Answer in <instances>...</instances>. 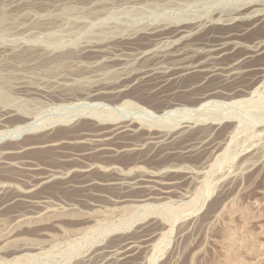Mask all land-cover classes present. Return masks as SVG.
Segmentation results:
<instances>
[{
  "label": "rangeland",
  "instance_id": "rangeland-1",
  "mask_svg": "<svg viewBox=\"0 0 264 264\" xmlns=\"http://www.w3.org/2000/svg\"><path fill=\"white\" fill-rule=\"evenodd\" d=\"M136 1L141 3L110 6L103 15L82 17L79 14L69 17L62 26L53 29L32 30L26 25L16 32L0 33V47L40 45L54 50V55L69 53V50H77L84 43L94 41L91 38L93 33L104 27L111 37L119 31L127 32L135 27L156 24H166L171 29L209 17L213 12L239 6L256 5L264 13V0H173L171 3L158 0V8L144 7V2ZM263 24L264 22L242 40L250 41L254 36H264ZM208 29L194 34L191 42L201 43L207 37V32L224 31ZM120 45L129 47L126 43ZM161 46H165V43L159 45ZM244 53L245 50L236 49L227 60ZM93 56L86 55L84 62L80 64L72 56L69 62L51 69L46 68L42 59L33 66H22L21 71L34 73L32 77L22 76L21 83L32 86L42 81L56 91L41 98L42 101L37 105L27 99L30 97L24 91L13 88L18 75L11 77L8 82V87L12 86L8 89L15 100L6 105L0 103V114L8 111L0 116V131H8L20 119H26L35 128L16 136L0 138V152L3 151L0 160V185H7L0 191V219L8 220L14 213L25 210L33 218L14 224L8 236L0 237V264H97L101 257L84 256L116 238L148 234L152 229L158 228L159 224L149 226L141 232L139 226L154 215L161 219L166 229L150 242L148 255L145 253L148 249L143 245L136 257H123L115 264H264V70L258 74L257 70H253L248 76H242L238 81L231 80L223 86L222 90L225 89L223 91L226 93L239 95L252 81V77L262 76L244 99L240 96L232 99L233 101L215 98V103L211 105L214 111L201 109L183 114L184 110L178 109L175 112H182L180 116L196 115L200 118L199 121L212 120L216 117L215 114L231 112L237 115L238 123L209 166L204 169L199 165L195 166L199 157L194 158L192 166L186 164L189 169L192 167L191 171L194 169V178L182 180L168 197L144 202L142 196L152 193L144 188L122 189L97 184L88 190L81 186L88 176L78 169L85 162L98 159L92 156L81 161L71 160L72 154L82 152L85 148L81 143H70L71 139L68 138L101 128L103 125L96 123L109 118H132L154 128L166 125L176 128L181 124L176 122L180 116H167L164 119L166 116H161L163 111L156 104L164 96L178 98L180 92L183 93L181 86L198 81L200 76L194 74L185 77L179 83L181 89L178 85H172L171 90L163 89L164 87L153 88L154 83L148 81L117 95L111 93L110 89L91 94L94 89L118 85L121 76V69L116 63L94 62L90 65ZM197 57L198 54H193L191 58ZM260 57L250 61V67H255V63L260 62ZM215 80L212 77L197 87L194 96L207 92L216 83ZM234 101L242 102L232 104ZM20 102L27 103V107L20 108ZM214 125L218 126V136H222L226 128L221 124ZM57 139L65 142L54 145V140ZM125 157H120L118 161L124 164L133 158ZM104 158L99 160L100 163L103 162V166L107 157ZM157 160L159 159L154 160L155 164ZM141 166L151 167L147 163ZM126 170L127 168L124 170L127 174L137 173L136 169ZM53 171L57 172L53 177L44 178ZM167 172L163 170L162 173L166 179L172 176ZM95 175L101 179L107 177L101 171ZM111 182L108 181L107 184ZM29 183L33 184L30 191L23 192ZM86 191L89 194L103 193L109 196L127 193L132 199H141L127 202L118 209H99L93 214H102L106 218L101 222H94L88 217L89 208L84 203L73 202ZM155 191H159L153 190L157 197ZM26 198H48L51 204L45 211L29 207ZM99 200L103 206H109L105 199ZM70 204H75L74 209ZM37 210H40L39 213H35ZM231 233L232 236H229Z\"/></svg>",
  "mask_w": 264,
  "mask_h": 264
},
{
  "label": "bare ground",
  "instance_id": "bare-ground-1",
  "mask_svg": "<svg viewBox=\"0 0 264 264\" xmlns=\"http://www.w3.org/2000/svg\"><path fill=\"white\" fill-rule=\"evenodd\" d=\"M58 1L0 0V33L16 32L26 25H29L32 30L53 29L54 27L62 26L65 20H69V17H75L79 14L82 17L84 15H93L94 17V15H103L106 8L110 6H126L130 3H141L136 0ZM139 1L144 2V7L158 8L160 6L158 0ZM167 1L170 3L174 2L173 0ZM85 20L87 19L85 18ZM263 22V10L257 8L256 5H248L246 7L239 6L227 9L226 11H216L209 17L193 20L185 25H178L171 29H169V25L156 24L139 28L135 27L127 32L119 31L109 37L110 32L108 33L104 27L93 33L91 38L95 39L94 41L84 43L77 50H67L69 53L60 52V54L54 53L53 55L54 50L40 45L0 47V103L6 105L15 100L8 89L12 87L11 82V87H8V82L9 80L11 81V77H15L16 75H18V78L13 84V88L15 89L16 87L24 91L23 93L30 97L27 99L34 101L36 105L43 98L56 92L52 90L50 85L42 81L39 83L33 82L35 85L32 86L21 83L20 78L22 76L32 77L34 73L21 71L22 66H33L39 59H42V63H44L46 68L51 69L54 66L69 62L72 60V56L76 58L77 64L83 63L86 55L92 54L94 58H92L90 65L94 62L116 63L119 69H121V76L118 85L110 88L109 86H105V88L94 89L90 92L91 94L101 92L102 89L103 91L110 89L111 93L117 95L130 88L139 87L148 81L154 83L153 88L164 87L163 89L167 90L172 85H178L180 88L179 83L185 77L198 74L200 76L198 81L181 86L183 89H180L183 93L180 92L178 98L164 96L159 100L160 103L156 105L158 109L161 108L160 110L163 111L161 112V116H166L164 119L174 115L180 116L182 112L175 113L178 109L184 110L183 114L201 109L204 111L210 110L213 107L211 105L216 101L215 98H225L228 100H232L237 96L243 99L246 98L245 95L248 94L249 90L261 80L262 76L258 78L256 76L252 77V81L246 89H243L244 92L239 95L230 92L226 93L223 91L225 89L222 90L223 86L231 80L238 81L242 76L251 74L253 70H257V74L261 70H264V36H254L250 41L242 40L243 37L253 33ZM205 28H216L224 31L207 32L205 33L207 37L201 43L193 44L191 37ZM122 43L128 44L129 47H122L120 45ZM162 43H165V46L159 47ZM239 48L245 50V53L242 56L240 55V57L227 60L228 56L232 55ZM59 50L62 51L63 49L59 48ZM193 54H198V57L191 58ZM257 57H260V62L255 63V67H250L248 63L252 60L254 61V58ZM25 73H28V75ZM212 77L216 79V83H213L207 92L199 93L198 96L195 94L194 96L196 88ZM28 83L30 84V82ZM238 102L242 101H234L232 104ZM24 103L20 102V108L27 107V103ZM6 113L8 111H3L0 116H4ZM183 114L176 119V122H181L176 128H171V125L154 128L146 126L143 121H135L132 118H109L100 121L101 123H96L102 124L101 128L80 133L77 137L68 138L71 139V141L69 140L70 143H81L85 148L82 152L72 154L71 160L81 161L86 157L92 156L98 159L85 162L86 164L78 169L88 176V179L80 185L88 190H91L97 184L122 189L144 188L152 192H147L148 194L142 196V201L144 202L170 196L173 189L179 186L182 180L194 178L195 173L192 172L194 169L191 171L192 167L190 169L187 167L188 165H193L192 160L199 157V160L195 161V166L199 165L203 169L209 166L212 159L223 148L227 137L233 133L238 123L237 115L235 116V113L231 114V112L228 114H225V112L224 114H215L216 117H213L212 120L207 119L206 121H199L200 118H197L196 115L195 117H191L184 116ZM221 115L225 116L221 117ZM214 124H221L226 128L225 131L223 130L222 136H218V126ZM34 128L33 124H30L26 119H20L8 131H0V138H6L10 135L16 136L21 132ZM54 141V145L65 142L62 139ZM2 155L3 151L0 152V160ZM124 156L127 158L132 156L133 158L131 157L132 159L129 162L123 164L118 159ZM102 157H107L108 159V161H106L107 159L104 161V166L101 165L103 162H99ZM156 159H159L157 162H162L159 164L156 162L155 164L154 160L156 161ZM144 163H147V166L151 165V167L146 168L145 166H141ZM199 167L197 166V169ZM124 168H127L128 171L136 169L137 173L127 174ZM163 170L168 171L167 173H170L172 176H169L168 179L164 178L162 174ZM98 171H101L107 177L105 179L98 178V175H95ZM55 173L57 172L53 171L44 178L53 177ZM108 181L112 182L107 184ZM32 185V183H29L26 187L27 189L23 192L28 193ZM5 186L7 185L1 184L0 191ZM154 189H158L159 191V193L154 192L158 194L157 197L153 194ZM128 195L124 193L121 196H109L103 193L89 194L86 191V193L81 194L73 202L84 203L89 208L87 212L89 214L88 217L94 220V222H101L106 217H103L102 214H98L97 216L93 214L99 211V209H107L106 207L118 209L127 202H136L141 199H138V197L137 199H132ZM100 198L105 199V202L109 206H103L99 200ZM26 203L29 207L41 208V210L45 211L49 209V205L51 204L48 198H26ZM128 204L126 205L128 206ZM70 205L74 209L73 206L75 204ZM38 211L40 210H37L35 213H39ZM27 212L26 210L18 211L8 220L1 218L0 237L8 236V232L14 224L32 219L33 216L28 215ZM160 220L154 215L146 223L139 226L141 232L149 226L159 224L158 228L152 229L146 235L116 238L108 244L97 247L93 253L87 254L84 257H101L97 264H115L123 257H136L138 250L143 245L144 248L148 249L150 242L165 232L166 226ZM229 236H232V233ZM230 238L232 239L233 237ZM149 251L150 249L145 250L146 255H148Z\"/></svg>",
  "mask_w": 264,
  "mask_h": 264
},
{
  "label": "water",
  "instance_id": "water-1",
  "mask_svg": "<svg viewBox=\"0 0 264 264\" xmlns=\"http://www.w3.org/2000/svg\"><path fill=\"white\" fill-rule=\"evenodd\" d=\"M23 134V133H22Z\"/></svg>",
  "mask_w": 264,
  "mask_h": 264
}]
</instances>
